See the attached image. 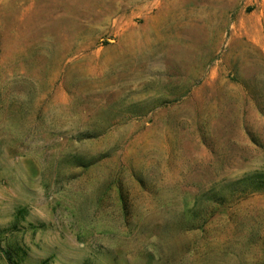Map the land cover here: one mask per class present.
<instances>
[{"label": "rangeland", "instance_id": "obj_1", "mask_svg": "<svg viewBox=\"0 0 264 264\" xmlns=\"http://www.w3.org/2000/svg\"><path fill=\"white\" fill-rule=\"evenodd\" d=\"M0 264H264V0H0Z\"/></svg>", "mask_w": 264, "mask_h": 264}]
</instances>
